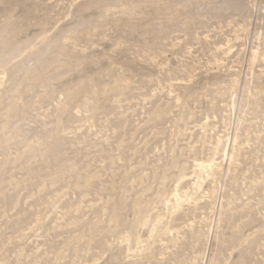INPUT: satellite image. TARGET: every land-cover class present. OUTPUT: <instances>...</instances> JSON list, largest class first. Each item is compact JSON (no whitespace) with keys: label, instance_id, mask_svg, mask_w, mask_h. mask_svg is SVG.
Instances as JSON below:
<instances>
[{"label":"rangeland","instance_id":"374dc122","mask_svg":"<svg viewBox=\"0 0 264 264\" xmlns=\"http://www.w3.org/2000/svg\"><path fill=\"white\" fill-rule=\"evenodd\" d=\"M145 1L0 0V264H264V0Z\"/></svg>","mask_w":264,"mask_h":264},{"label":"bare ground","instance_id":"6f19581e","mask_svg":"<svg viewBox=\"0 0 264 264\" xmlns=\"http://www.w3.org/2000/svg\"><path fill=\"white\" fill-rule=\"evenodd\" d=\"M177 0H147L145 1L144 5H153L155 10L157 11V13L159 14H164V16H170L169 18L171 19V21L178 19L182 8H167V9H163L162 5L163 4H171L176 2ZM143 5V4H142ZM141 5V6H142ZM106 6V5H105ZM103 6V7H105ZM103 7H98L97 9H99V11L103 8ZM107 7V6H106ZM139 11H140V6L137 5H131L125 9L122 10V14H124V16L126 17L127 23L129 25H134L135 21L137 20V18L139 17ZM10 18V17H8ZM12 20V18L10 19ZM9 21V20H7ZM139 26V25H138ZM89 28V27H88ZM139 32H142L146 35H150L152 38V41H155L156 37V32L152 31V29L150 28L149 25L147 26H139L138 28ZM6 31V30H5ZM70 31V30H69ZM77 31V30H76ZM73 32V31H72ZM158 32V31H157ZM18 33L19 31L15 30L12 28L11 24H9L8 22V26H7V32L6 35H0V60H6L8 59V57L10 55H12V53L14 52V50L16 51L17 47L19 46V40H18ZM5 34V33H4ZM158 34V33H157ZM30 40V39H29ZM28 41V40H25ZM25 44V43H22ZM148 45V44H147ZM57 54H55L53 57H47L46 59L42 60L39 62L38 67L34 68V69H30L28 70V77L27 79L24 80V83L28 85L29 83V79L30 81L33 80L34 82H38L43 80V76L44 74H46V72L52 71L54 70V68L56 67V65L60 62V59L62 57L64 58H68V59H74L75 56H73L70 52H68L65 48H61L58 52H56ZM11 58V57H10ZM9 58V59H10ZM8 61V60H6ZM63 61V60H62ZM76 61V60H75ZM12 63V62H10ZM70 64V63H69ZM19 69V68H18ZM83 71V70H82ZM27 74V73H26ZM98 75V74H97ZM13 76V75H12ZM26 76V75H25ZM100 78L102 79V77L100 76ZM100 78H98L97 80L99 81ZM81 81V80H80ZM92 82L91 79H84L82 80L81 84L78 86V88L74 91H68L67 92V101L68 104H71L75 101V99L83 93H88V84ZM90 85V84H89ZM31 85H28V88H30ZM27 88V87H26ZM27 90V89H26ZM25 91V90H24ZM93 91V90H92ZM104 91V90H103ZM91 92V91H90ZM94 92V91H93ZM92 93V92H91ZM102 93V92H101ZM86 95V94H84ZM106 93H102L100 94L99 91L95 92L92 94V98H94V106L93 110L96 111L97 109V104L99 102V99L102 98L103 96H105ZM87 96V95H86ZM45 99V98H44ZM93 100V99H92ZM74 104V103H73ZM67 110H63L62 111V115L66 116ZM16 114V106L14 104H12V106L10 107V115ZM162 115L161 114H157L155 116V119H159ZM62 121H60V125H61ZM58 127V125H57ZM59 128V127H58ZM61 132V131H60ZM52 141H46L42 144V146L44 147L45 151L52 155L56 150V145H57V141L54 143H51ZM28 146V144H27ZM44 153V152H43ZM42 153V154H43ZM55 159L57 161H64V157L63 156H56ZM67 159V158H66ZM60 163V162H59ZM65 163V162H64ZM67 170L69 172H74L76 171L75 167L73 165H66ZM3 178V177H1ZM56 178H53L51 180V182H55ZM166 184V182H165ZM140 207V206H139ZM145 207V206H144ZM116 208V207H115ZM118 210H120L122 208V205H118ZM125 208V207H124ZM146 209V208H145ZM144 211V210H143ZM146 211V210H145ZM142 212V210H141ZM116 213V212H115ZM150 214V213H149ZM141 220V219H140ZM140 225V224H139ZM138 225V226H139ZM137 226V227H138ZM137 229V228H136ZM241 263V262H240Z\"/></svg>","mask_w":264,"mask_h":264}]
</instances>
